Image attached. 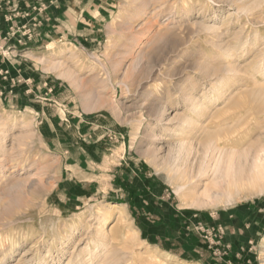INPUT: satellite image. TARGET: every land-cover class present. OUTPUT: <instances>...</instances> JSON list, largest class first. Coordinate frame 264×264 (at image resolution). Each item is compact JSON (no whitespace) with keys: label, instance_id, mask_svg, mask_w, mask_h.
Segmentation results:
<instances>
[{"label":"rangeland","instance_id":"1","mask_svg":"<svg viewBox=\"0 0 264 264\" xmlns=\"http://www.w3.org/2000/svg\"><path fill=\"white\" fill-rule=\"evenodd\" d=\"M24 42L34 53L13 56ZM10 59L21 65L0 81V264H207L209 249L226 256L242 211L259 221L249 249L264 264V0H0V65ZM84 143L126 148L176 222L157 212L159 237L145 239L129 203L78 181Z\"/></svg>","mask_w":264,"mask_h":264},{"label":"crops","instance_id":"2","mask_svg":"<svg viewBox=\"0 0 264 264\" xmlns=\"http://www.w3.org/2000/svg\"><path fill=\"white\" fill-rule=\"evenodd\" d=\"M85 6L75 4V8L81 10L79 20L84 18ZM100 7L95 9L97 15H93L92 19L99 20L101 17ZM11 50L13 56H26L28 53H34V45L29 42H24L21 45H16ZM9 67L3 68L0 65V81L4 78L2 75L6 72L10 73L9 78L20 77L19 67L21 63L17 60L10 59ZM27 66V65H26ZM17 70V71H16ZM31 71L30 74H32ZM27 84L31 83V79L24 80ZM0 88L2 89L3 86ZM20 87H17L19 89ZM24 93V92H23ZM69 138L75 136L78 137L77 131L73 129V132H68ZM67 138V137H66ZM81 151L84 152L87 158L86 166L74 168L77 174L81 176L80 179L74 175L81 184L96 183L99 187L97 189V195L102 194L103 199L111 200L112 202H119L124 199L127 203L133 207V213L139 218V221H144L147 225V230L142 232L145 239L155 238L158 239L159 235L157 228L162 223L154 221L157 212L160 214L165 208H170V215L172 221L176 222L179 217L178 212L173 206V202L167 199L165 196V189L162 185H157L154 180L149 176L148 170L144 165L138 163L137 160L130 156V152H127L126 148L124 152H120L118 155L115 153H107V148L103 143H84ZM69 153H60L62 159L68 160ZM125 175V176H124ZM84 187V185L82 186ZM106 189V192L103 189ZM98 197V196H97ZM97 197L95 199H97ZM161 210V211H159ZM154 214V217H152ZM174 216V218H173ZM149 217L153 218V221ZM251 219V220H250ZM233 224L226 226V239L225 242L229 244V250L224 251L226 256L215 255L214 251L208 250L209 261L207 264H252L255 262V258L251 255L250 245L251 234L255 231L261 230L257 225L258 219L253 220L252 216L247 211H242L238 214V217L232 221ZM173 226V223L171 224ZM168 227V226H166ZM218 256V257H213Z\"/></svg>","mask_w":264,"mask_h":264},{"label":"bare ground","instance_id":"3","mask_svg":"<svg viewBox=\"0 0 264 264\" xmlns=\"http://www.w3.org/2000/svg\"><path fill=\"white\" fill-rule=\"evenodd\" d=\"M141 9V8H140ZM148 19V18H147ZM133 20V22L132 23H130L129 24V27H128V29H127V32H126V34H124V42H125V44H126V46H127V48L123 51L124 53H129L130 52V46H132V45H134V38H135V36L137 35V34H139L140 33V28H138L139 30H136L137 29V27H138V24H136V20H134V19H132ZM140 20V19H139ZM145 23V22H144ZM143 23V24H144ZM146 26V25H145ZM145 29V28H144ZM143 29V30H144ZM136 30V31H135ZM124 44V43H123ZM129 46H128V45ZM123 47H124V45H123ZM124 49V48H123ZM60 78H62V79H65V80H67V81H69L70 82V84L73 86V87H76L77 86V83H76V81L75 80H73L72 78H71V76H69V75H67V74H59L58 75ZM195 110V109H194ZM189 122V121H188ZM186 132V131H185ZM187 133V132H186ZM188 134V133H187ZM210 139V138H209ZM1 140V139H0ZM1 142V141H0ZM1 161V160H0ZM1 163V162H0ZM4 169V166H0V174L2 173V170ZM176 192L178 193V194H181L182 192H183V187H179V188H177L176 189ZM115 207V206H114ZM112 213H114V212H112ZM107 216L108 217H112V214H107ZM107 219V218H106ZM262 248L264 249V243L262 244ZM176 258V257H175Z\"/></svg>","mask_w":264,"mask_h":264}]
</instances>
